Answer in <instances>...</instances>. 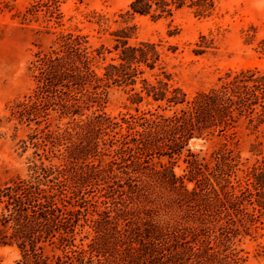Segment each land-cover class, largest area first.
<instances>
[{
	"label": "trees",
	"instance_id": "16d2710c",
	"mask_svg": "<svg viewBox=\"0 0 264 264\" xmlns=\"http://www.w3.org/2000/svg\"><path fill=\"white\" fill-rule=\"evenodd\" d=\"M65 1L37 0L22 20L61 26ZM221 1L131 0L119 22L91 13L111 48L78 30L34 54L32 86L7 120L34 126L27 138L37 159L0 185V247L18 249L14 264L246 261L242 240L264 235V71H228L189 96L170 83L158 44L131 42L135 16L158 21L188 10L208 18ZM111 22L118 26L108 31ZM112 89L131 105L156 108L110 117L103 109ZM242 133L255 137L245 159ZM213 138L220 144L209 159L189 149ZM181 158L179 176L172 166Z\"/></svg>",
	"mask_w": 264,
	"mask_h": 264
},
{
	"label": "rangeland",
	"instance_id": "374dc122",
	"mask_svg": "<svg viewBox=\"0 0 264 264\" xmlns=\"http://www.w3.org/2000/svg\"><path fill=\"white\" fill-rule=\"evenodd\" d=\"M35 1L0 0V185L17 176H25L28 161L37 159L27 138L34 126L29 128L7 120L9 107L27 95L32 86L28 65L34 54L46 50L58 33L78 30L89 34L91 43H102L111 48L108 32L97 34L94 31L97 26L93 24L91 13H101L119 22L118 14L127 10L131 0H83L82 3L66 0L60 6L61 26L46 25L41 16L38 20L23 21L22 15ZM131 24L136 27L131 42L158 44L163 71L169 75L170 83L189 96L214 86L228 71L252 68L264 71V0H223L208 18H197L190 11L182 10L171 18L158 21L135 16ZM117 26L118 23L111 22L108 31ZM197 51H200L199 55L195 54ZM149 102L131 105L122 90L112 89L103 111L117 119L137 114L136 108L140 112H154L156 105H147ZM254 140V136L245 133L239 136L242 159L250 157L249 145ZM22 141L27 142L25 151ZM258 141L263 143L264 151V129L258 135ZM219 144L218 138L194 139L190 141L189 149L199 157L209 159ZM172 167L180 176L184 174L186 164L181 158ZM239 249L246 257L243 264H264L261 252L264 235L244 238ZM19 259L17 248L0 247V264H14Z\"/></svg>",
	"mask_w": 264,
	"mask_h": 264
}]
</instances>
